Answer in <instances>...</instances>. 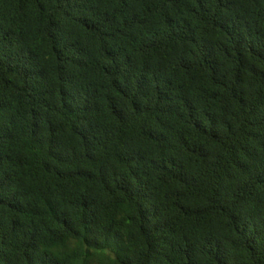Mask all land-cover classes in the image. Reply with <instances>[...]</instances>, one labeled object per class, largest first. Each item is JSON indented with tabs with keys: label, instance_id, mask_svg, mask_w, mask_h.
<instances>
[{
	"label": "trees",
	"instance_id": "16d2710c",
	"mask_svg": "<svg viewBox=\"0 0 264 264\" xmlns=\"http://www.w3.org/2000/svg\"><path fill=\"white\" fill-rule=\"evenodd\" d=\"M0 264H264V0H0Z\"/></svg>",
	"mask_w": 264,
	"mask_h": 264
}]
</instances>
